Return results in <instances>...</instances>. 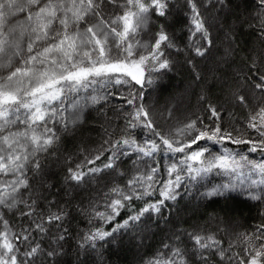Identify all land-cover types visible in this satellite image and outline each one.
Masks as SVG:
<instances>
[{"label": "snow or ice", "instance_id": "1", "mask_svg": "<svg viewBox=\"0 0 264 264\" xmlns=\"http://www.w3.org/2000/svg\"><path fill=\"white\" fill-rule=\"evenodd\" d=\"M232 5L0 0V264H59L70 212L40 191L55 187L51 174L45 176V162L57 155L62 134L112 100L120 101L113 108L122 126L106 128L100 145L82 149L79 160L64 159L66 196L97 185L87 207L76 206L90 225L79 234V248L97 251L114 243L116 234L136 231L145 218L167 221L178 200L216 175L226 182L197 189L198 197L216 202L235 193L255 202L258 222L245 231L229 232L219 222L213 230L177 229L144 264H264V0H252L251 10L238 17L239 28L224 31L217 58L214 33L224 25L214 13L231 12ZM174 8L185 21L183 47L159 23ZM245 28L256 46L241 43ZM173 52L185 57L196 80L198 63L215 59L229 102L243 110L242 118L205 94L199 113L182 120L172 108L157 114L147 92L163 87L160 82L174 70ZM233 65L234 71H223ZM69 108L73 113L66 118ZM225 116L231 117L229 126Z\"/></svg>", "mask_w": 264, "mask_h": 264}, {"label": "trees", "instance_id": "2", "mask_svg": "<svg viewBox=\"0 0 264 264\" xmlns=\"http://www.w3.org/2000/svg\"><path fill=\"white\" fill-rule=\"evenodd\" d=\"M251 7L252 0H241L237 10L240 11V15L243 17L247 14V11L251 10ZM238 17L236 13L234 15L230 14L228 20L232 19L233 21H238ZM170 19L172 22L171 24L168 22L167 26L171 27V31L172 27L176 28V32L172 33V35L177 43L183 47L186 40L184 17L175 16ZM237 28H239V26ZM240 41L242 44L249 42L250 46H252L251 44L256 46L255 37L249 34L247 28L240 33ZM241 55H244V53H241ZM180 57L179 54L175 52L172 53V58L175 60V63L176 61L178 63V70H174V72L164 76L162 83L163 87H159L158 89L160 97L155 103H157L162 96H168L174 89L175 84L190 79V71L187 65H185V57L182 61H180ZM229 70L230 68L225 69L227 73H230ZM218 75H221V73H218ZM204 94L210 103L217 105L218 101H221V91L213 84L209 85ZM203 104V101L200 102L199 106H196V112L188 113L191 115L192 113L201 112ZM113 105L116 106L117 104H112L111 102L110 105L103 109V117H98L96 119L92 116L95 110H89L86 113V121L95 123L97 119L107 117L109 122L115 120L113 124L114 127L111 131L117 130L121 124V119L118 116L119 114L114 110ZM190 105L186 107L188 108L186 111L193 108ZM67 106V103H65V107ZM225 109L227 112H232L238 120L243 116V110L240 108H234L232 110H228V108ZM72 113L73 109L69 108L68 111L64 113V116L66 118L70 117ZM189 114L186 113L185 116H190ZM111 118L113 119L111 120ZM182 119L180 118V120ZM230 123L231 117H224V125L229 126ZM104 136L105 133L102 139L97 138V133L93 125H85L74 137L65 138V134H62L60 149L57 155L47 158L45 162V166L50 168L49 170L48 168L45 169V176L47 178L49 174H51L49 182L55 185V187L51 190L40 189V191L44 196L55 200L58 204H67L70 212L68 221L65 225L68 227L70 235L67 242L64 243L63 255L58 258L59 264H144L148 258L153 256V254L161 248L162 243L167 242L168 238L177 229L191 231L196 228L208 227L209 230H213L219 222L220 226L228 229L229 232L233 229L236 231H245L250 230L258 222V208L254 206L255 202L247 201L245 198L239 197L235 193L232 194V196L235 197L234 199L218 197L215 198L216 202H212L200 199L196 189V200H178V202L173 205L171 211L166 213L168 215L167 221L156 217L151 220L145 218V223L142 225L145 231L143 229L142 231H138L137 229L134 232L118 233L116 234V241L114 243H105L104 246L98 248L97 251L79 248V234L86 232L90 225H88L87 219L77 211L76 206L82 205L83 207H87L88 199L86 195L92 188L86 187L84 189H77L73 191L71 196H64L65 189L60 183L65 175L64 169L66 167L63 155L66 157L71 155L74 160H79L81 158L82 149L85 150L91 144L102 142L105 138ZM76 147H79L78 151L72 152V149ZM217 182L218 181L215 179L213 181L210 180L205 182V184H203V186L201 185L198 189L199 191H203L205 186H211L217 184ZM152 199L154 200L156 197L154 196ZM136 204L139 206L142 204V201H136ZM225 223L230 226L227 228ZM107 227L108 226L105 225V228ZM140 233L148 235L142 243L138 242L143 235H140ZM100 254H102V256Z\"/></svg>", "mask_w": 264, "mask_h": 264}, {"label": "rangeland", "instance_id": "3", "mask_svg": "<svg viewBox=\"0 0 264 264\" xmlns=\"http://www.w3.org/2000/svg\"><path fill=\"white\" fill-rule=\"evenodd\" d=\"M180 2H182V0H177V3H180ZM240 2H241V0H233L231 12H229V10L225 9L222 13H214L220 17V23H222L224 25V28L222 30H217L214 33V35H216L218 37L217 44L221 50L220 53H217V58L220 54H222V50L224 47V45L222 43V41L224 40V31H226L229 27L237 28L241 23V20H238V21H233L232 19L228 20V16L230 14L234 15L235 13L239 17L242 18V16L240 15V11L237 10V5L239 7ZM173 12H174V14H173V16H171L172 18H174L175 16L176 17H182V15L179 14L180 10L178 8H174ZM171 17L168 18V21L161 20V21H159V23H166V25H168V22H169L171 24V22H172V20L170 19ZM173 23H174V21H173ZM167 27H168V30L171 34L176 32V28L172 27V31H171V27L170 26H167ZM251 45L254 46L253 44H251ZM213 51L215 52L216 50L214 49ZM245 54L246 53H244V55ZM180 56H181L180 61H182L184 56L183 55H180ZM185 65H187V64L185 63ZM187 67L189 68V71H190V79L185 80L184 82H181L179 84H175L174 89L171 91V93L168 96H162L157 103H155V101L158 100V98L160 97V95L158 93L159 87L156 88L155 90H152V89L148 90L147 95L149 97V103H151L155 106L157 114L159 112L163 111L165 108H172L175 117L177 119H180V118L182 119L186 113L189 114V113L194 112L196 110V108H197L196 106L197 105L199 106V103L202 102L199 100L200 95L204 94V92L206 91V89L209 87L210 84L215 85L221 91V101H218L217 105H223L224 110H226L225 108H228V110L238 108L234 104L229 102L227 89L223 88L222 82L219 80V77L221 75H218V73H221V72L216 70V60L215 59H211V60L206 61V62H199L198 63L197 71L201 75L200 80H196L195 79L196 73L188 65H187ZM222 68H223L224 72H226L225 69H228L227 66H222ZM235 68H236V65H233V67L230 68L229 71L232 72L235 70ZM174 70H178L177 61H176L175 66H174ZM174 70L172 72H174ZM170 73L171 72L167 73L166 75H168ZM160 83L162 84L163 80ZM115 101L112 100V104H117L116 106L119 107L120 102L118 100L116 102ZM65 103H67V102H65ZM188 105H190L193 108L186 111L188 109V108H186ZM92 114H93L92 116H94V119H96L98 117H103L102 116L103 111H94ZM104 116H106V115H104ZM118 116L121 119L120 115H118ZM112 119L113 118H111V120ZM172 122L175 123V121H172ZM109 123H111V124H109ZM114 123H115V120L112 122H109L107 117L97 119L95 121V123L88 121L86 123H83V124L77 126L72 132L65 134V138L76 136L78 134V132L85 125H93L95 128V131L97 133V138L102 139L103 135L105 133V129L107 128L109 131H111L114 127V125H113ZM121 126H122V123L119 125V127H121ZM100 143L101 142H99L97 144H91L90 146L87 147V149H85V152H90L93 149H96L100 145ZM214 147L217 149L219 148V146H214ZM59 149H60V146H59ZM78 149H79V147H76L75 149H72V152H77ZM63 157L65 159L66 156L63 155ZM59 162H62V161H59ZM46 168H48V170L50 169L49 167L45 166V169ZM214 179L218 181L217 183H224V182H226L227 178L223 177V176L211 175L205 181H203L200 185H195L192 188L190 195H184L183 199H180V200H196V198H195L196 189L200 188L201 185L203 186V184H205V182H208L210 180L213 181ZM60 183H61V186H63V188L65 189V187L63 185V180H61ZM104 183H106V181H101L100 187H103ZM96 187H97V185L91 186L92 189L89 191L90 193L88 192L86 195L87 199H89L90 195H93V196L95 195V192L93 191V189H95ZM64 196L66 197L65 192H64ZM228 226H230V225L226 224L227 228H228ZM142 229L145 231V228L142 226L138 228V231H142ZM146 231H148V230H146ZM142 234L143 233H140V235H142ZM143 235L140 237V241L138 240V242H141V243L144 242V240L148 236V235H144V236Z\"/></svg>", "mask_w": 264, "mask_h": 264}]
</instances>
